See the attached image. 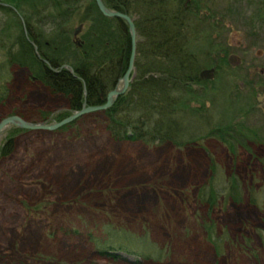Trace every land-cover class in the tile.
<instances>
[{
  "label": "rangeland",
  "instance_id": "rangeland-1",
  "mask_svg": "<svg viewBox=\"0 0 264 264\" xmlns=\"http://www.w3.org/2000/svg\"><path fill=\"white\" fill-rule=\"evenodd\" d=\"M17 1L0 0V38L9 37L0 44V122L18 115L33 124L54 125L77 112L70 111L68 98L3 57L15 51L21 35L10 10L27 29ZM185 5L195 8L187 16L197 30L188 45L177 42L176 47L200 56V77L214 71L213 79L201 77L206 83L194 106L206 103V113L213 111L210 129L234 134L232 140L212 134L184 147L117 142L104 128L100 111L81 116L79 136L72 130L17 136L10 125L0 135V149L16 135L14 151L0 160V264H264V0H185ZM165 13L145 2L139 15L147 29L143 45L137 17L129 15L136 29L131 82L148 63V50L159 53L149 34L161 16L172 21L173 15ZM49 15L42 19L47 33L62 30L83 46L89 26L80 21L83 16L66 21ZM38 21L30 19L39 31ZM124 21L132 40L129 68L133 39ZM26 37L33 43L28 31ZM62 69L73 71L66 65ZM232 179L242 183L240 197H230ZM212 184L217 194L211 202L201 190L209 192ZM106 223L133 232V243L159 257L112 248L118 258L104 256L101 247H108L96 244Z\"/></svg>",
  "mask_w": 264,
  "mask_h": 264
},
{
  "label": "trees",
  "instance_id": "trees-1",
  "mask_svg": "<svg viewBox=\"0 0 264 264\" xmlns=\"http://www.w3.org/2000/svg\"><path fill=\"white\" fill-rule=\"evenodd\" d=\"M146 1L148 0H106L105 5L109 9L137 17L135 22L141 32L140 40L148 41L145 23L139 19ZM149 1L152 6L154 4L159 10L166 11L165 14H172L173 19L171 21L161 16V21L153 27L151 35L149 34L152 38L151 42L153 41V45L157 46L159 53L149 49L148 51L152 53L148 55V63L143 66V71L137 73L127 92L120 95L111 108L99 112L105 121L104 128L117 142H140L147 146L167 143L177 147L195 145L202 140L211 139L212 137L209 136L212 134L218 137L219 134L222 135L224 141L232 140L234 134L226 137L220 132V128L210 129L209 116L213 111L210 109V113H206V103H202L200 108L194 106L195 99L200 97L199 91H202L206 83L199 75L202 63L200 56L176 47L177 42L181 43V47L182 43L188 45L192 32L197 30L194 28L196 23L194 24L190 16L189 18L187 16L189 12L191 13V9H195L194 6H186L185 0ZM16 4L15 9L24 15L26 30L35 45L26 37L27 31L18 19L19 14L13 8L10 10L12 14L8 13L11 15L9 18L15 22V28L21 35L14 44L17 51L15 49L13 53H7L3 57L8 59L10 64L14 63L29 69L32 78L42 83L52 93L68 98L72 112L82 110L84 103L88 107L104 105L108 94L118 87L128 68L132 40L126 22L105 16L95 0H19ZM82 12L85 13L84 16ZM55 14L60 20L67 21L68 18L72 20L83 16L80 21L89 22L87 32L83 36V46L75 44L74 36L70 37L62 30L57 35L53 30L47 33L42 19H46L48 15L54 17ZM34 18L39 19L37 23L42 27L39 31L30 22V19ZM4 38L9 39L6 36L0 38L1 46H4ZM64 65L71 67L73 71L53 70ZM22 117L25 119L24 116ZM67 117H62L60 122ZM48 119V114L42 116L43 121ZM81 120L82 117L56 132L72 130L79 136L81 132L76 129ZM9 130L17 136L30 132L17 126H12ZM16 135H12L1 147L0 160L9 157L14 151ZM236 142L240 148L246 146L239 141ZM212 180L214 184V179ZM230 183L233 186L230 197H240L238 190L241 191L242 183L238 179ZM213 184L209 192L201 190L202 198L206 194L211 202L212 196L217 194ZM96 227L100 228V225ZM101 228L104 233L101 230L100 236L96 238L103 241H98L96 245L102 244L101 246L108 247V249L101 247L103 249L101 254L104 256L117 259L116 253L109 250L112 248V251L132 256L141 255L140 251H144L150 258L159 257L157 251L151 254V250L145 251L143 247L133 243L130 240L135 236L133 232L127 229L124 232L118 231L119 229L111 223H106ZM107 236L109 240L106 239Z\"/></svg>",
  "mask_w": 264,
  "mask_h": 264
},
{
  "label": "water",
  "instance_id": "water-1",
  "mask_svg": "<svg viewBox=\"0 0 264 264\" xmlns=\"http://www.w3.org/2000/svg\"><path fill=\"white\" fill-rule=\"evenodd\" d=\"M96 3L100 9V11L105 15L109 17H121L124 20L128 22L130 25V30L132 32V39H133V53H132V59L131 63L129 65L128 71L124 77V84L122 87H118L114 89L112 92L108 94L107 97V102L104 105L101 106H92V107H86V104L84 105L83 109L80 111L75 112L73 115L70 117L64 119L63 121L56 123L54 125H44V124H33L30 123L23 118L19 116H12L5 118L0 122V135L4 132L6 128H8L10 125H16L21 129H27V130H49V131H54L57 129H60L64 127L67 124H71L72 122L76 121L78 118L83 116L84 114L87 113H92V112H97V111H105L111 107V105L114 103L115 99L119 97L120 95L124 94L127 92L131 80L135 77V74L133 75L134 72V61H135V55H136V29H135V24L131 17L126 14H121L116 11H111L109 10L105 4L103 3L102 0H96ZM131 77V78H130ZM201 77L206 78V79H213L214 78V71L213 70H205L201 73Z\"/></svg>",
  "mask_w": 264,
  "mask_h": 264
},
{
  "label": "bare ground",
  "instance_id": "bare-ground-1",
  "mask_svg": "<svg viewBox=\"0 0 264 264\" xmlns=\"http://www.w3.org/2000/svg\"><path fill=\"white\" fill-rule=\"evenodd\" d=\"M53 70L57 72V71H59V70L62 71L63 69H62V67H60V68H58V69L56 68V69H53ZM130 78H131V77H130ZM128 89H129V88H128ZM125 93H126V92H125ZM115 100H116V99H115ZM114 102H115V101H114ZM113 104H114V103H113ZM113 104L111 105V107L113 106ZM111 107H110V108H111ZM107 110H108V109H107ZM105 111H106V110H105ZM98 112H99V111H98Z\"/></svg>",
  "mask_w": 264,
  "mask_h": 264
}]
</instances>
